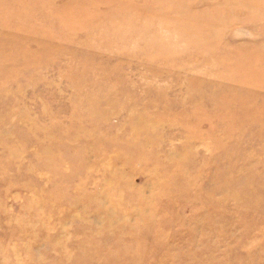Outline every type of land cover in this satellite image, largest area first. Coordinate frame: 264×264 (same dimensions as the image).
I'll return each mask as SVG.
<instances>
[{"label": "rangeland", "instance_id": "obj_1", "mask_svg": "<svg viewBox=\"0 0 264 264\" xmlns=\"http://www.w3.org/2000/svg\"><path fill=\"white\" fill-rule=\"evenodd\" d=\"M52 3L0 10V264H264V0Z\"/></svg>", "mask_w": 264, "mask_h": 264}, {"label": "bare ground", "instance_id": "obj_2", "mask_svg": "<svg viewBox=\"0 0 264 264\" xmlns=\"http://www.w3.org/2000/svg\"><path fill=\"white\" fill-rule=\"evenodd\" d=\"M5 1H9V0H0V10H2V7L1 6L4 5ZM148 1H149V3H148L149 7L153 6V7L157 8V9H159L160 11H162V9L163 10H167V3L165 4L166 0H162V1H158V0H148ZM15 2H16L15 6H21L24 3H26V2H28V5H31L30 7L26 8V11L27 12L25 14H22L26 18L32 17L31 13H36L37 11L38 12L39 11H42L43 12L44 10H41L42 7L53 6L52 5L53 4L52 3V0H15ZM109 2H111V1H109ZM51 15L52 14L48 15L49 16L48 19H50ZM64 15L67 16V14H64ZM1 17H4V16L2 15ZM52 18H54V17H52ZM3 19H5V18H3ZM62 22L65 23V20H63ZM3 23H5V22L3 21ZM183 175H187V174H183ZM153 225H156V224H153Z\"/></svg>", "mask_w": 264, "mask_h": 264}]
</instances>
